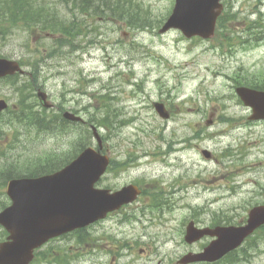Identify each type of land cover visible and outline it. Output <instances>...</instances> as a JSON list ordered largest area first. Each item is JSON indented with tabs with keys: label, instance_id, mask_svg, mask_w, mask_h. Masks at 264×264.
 I'll list each match as a JSON object with an SVG mask.
<instances>
[{
	"label": "rangeland",
	"instance_id": "obj_1",
	"mask_svg": "<svg viewBox=\"0 0 264 264\" xmlns=\"http://www.w3.org/2000/svg\"><path fill=\"white\" fill-rule=\"evenodd\" d=\"M46 1L60 14L73 15L71 3ZM134 1L152 18L163 21L175 3ZM224 1L226 12L236 17L212 39H189L177 29L165 33L159 27L135 29L110 15L82 14L75 9L89 26L78 49L64 47V54L50 56L57 35L41 30L15 29L0 40V55L24 60L27 71L39 70V82L55 104L77 109L89 119L102 115L107 101L121 110L120 120H128L108 132L104 141V151L126 167L108 170L99 185L118 189L137 183L144 193L98 222L95 237H104L100 242L104 247L123 246L125 264H176L181 256L201 250L211 240L186 242L190 220L200 226L219 218L241 223L264 198V119L249 120L252 109L235 91V77L254 79L264 71V34L256 42L255 34L243 30L251 20L264 22V0ZM0 97L14 103L18 92L0 81ZM156 101L166 104L169 119L159 115ZM210 114L214 117L208 124ZM81 131L74 125L53 132L33 128L22 130L14 142L11 130L0 146L16 144L9 154L25 163L34 156L45 158L48 152L69 149ZM100 132L105 134L106 129L101 127ZM204 149L213 156L206 158ZM156 194L162 204L153 208ZM254 243L258 246L252 248ZM246 244L236 264H264V242L251 239ZM221 260L193 264H230L229 258Z\"/></svg>",
	"mask_w": 264,
	"mask_h": 264
},
{
	"label": "water",
	"instance_id": "obj_2",
	"mask_svg": "<svg viewBox=\"0 0 264 264\" xmlns=\"http://www.w3.org/2000/svg\"><path fill=\"white\" fill-rule=\"evenodd\" d=\"M222 0H176L174 9L160 32L171 28L180 29L187 37L215 36L218 17L222 13ZM23 71L17 61L0 58V77ZM244 103L253 108L250 119L264 118V91L245 86L237 88ZM45 106L47 94L39 93ZM7 107L0 100V111ZM161 116L168 118L164 104L156 103ZM65 117L81 120L80 116L67 111ZM94 134L100 148L102 138L94 127ZM205 156L210 157L208 151ZM110 159L100 151L89 147L63 169L39 177L13 179L9 182L8 192L13 204L0 213V222L16 232L15 239L24 243L13 248L7 243L1 249L6 257L17 259L32 257L34 248L43 241L76 228L84 227L109 212L133 202L140 194L136 185H128L120 190L111 191L95 187L107 170ZM264 224V204L254 206L249 211L247 222L242 225H219L215 228H198L192 221L187 227L185 239L193 243L205 235L216 237L201 253H189L180 259V263L194 261H216L240 246L255 229ZM31 242V243H30Z\"/></svg>",
	"mask_w": 264,
	"mask_h": 264
},
{
	"label": "trees",
	"instance_id": "obj_3",
	"mask_svg": "<svg viewBox=\"0 0 264 264\" xmlns=\"http://www.w3.org/2000/svg\"><path fill=\"white\" fill-rule=\"evenodd\" d=\"M65 4H72L69 7L71 14H60L57 8L52 7L47 3L46 0H0V40H6L11 34L15 33V29H22L23 31L41 30L50 34L57 35L54 40V45L50 52V56L57 52H62L64 47L75 48L78 45V41L82 34L84 37L87 33H84L85 28L89 26L84 20L75 14V9H78L79 13L90 14V15H106L107 17L114 18L117 21L125 22L127 25L138 29L148 27H159L161 26L163 19L155 20L149 15V12L140 2L134 0H62ZM101 1V3H97ZM95 2V3H94ZM92 9V10H91ZM110 15V16H109ZM236 17L235 13L222 14L218 21V32L220 28L225 27L226 22L231 21ZM112 18V19H113ZM42 26V29L37 27ZM250 34H255V39L258 40L260 37L257 34L264 33V22H258L257 20H251L248 26ZM254 28V30H253ZM245 42V41H244ZM227 43L232 47V38L228 37ZM238 84L245 83L246 85L253 86L256 88L264 89V71L257 74L254 79H237ZM32 85V84H31ZM22 95L19 98L18 109L11 111V117L7 122H3V118L0 116V138L6 137L8 134L9 127L11 130L26 129L31 130L33 128L42 129L43 131H62L67 130L69 123L61 117V115L55 114L54 116L48 115L46 110H35L33 105L28 101L27 98L29 93H32L31 89L21 87ZM24 89L26 93L24 94ZM100 126L109 130L114 131L113 121L110 120L109 112L102 115L99 118ZM112 124V125H110ZM17 133H15L16 137ZM91 132L89 128H86L84 132H79L78 135L72 140L71 146L67 150L48 152L46 157H39L37 167L35 163H32V167L26 169L20 175L35 176L43 173H49L56 169L61 168L69 161H71L84 147L91 143ZM39 164V165H38ZM123 161L113 160L111 170L118 169L123 170ZM7 176H12V173L7 171H0ZM162 204L161 196L156 194L154 196L151 207H158ZM126 215V214H125ZM133 215V213L131 214ZM135 215V214H134ZM126 219H132L126 215ZM225 222L226 224L232 223L230 218L224 219L219 218L214 221V224H220ZM260 234L254 236L252 240L256 242H264V226L260 230ZM252 246H258L256 243ZM236 252L229 255V262L234 263L233 257Z\"/></svg>",
	"mask_w": 264,
	"mask_h": 264
},
{
	"label": "flooded vegetation",
	"instance_id": "obj_4",
	"mask_svg": "<svg viewBox=\"0 0 264 264\" xmlns=\"http://www.w3.org/2000/svg\"><path fill=\"white\" fill-rule=\"evenodd\" d=\"M6 190L7 184L0 183V211L11 204ZM96 224L52 237L34 249L31 259L26 256L17 259L14 255L7 258L2 254L1 246L10 242L16 249L17 244L21 245L23 241L15 240V231L8 230L0 223V264H125L123 246L104 247L100 243L104 237L95 238L98 234Z\"/></svg>",
	"mask_w": 264,
	"mask_h": 264
},
{
	"label": "bare ground",
	"instance_id": "obj_5",
	"mask_svg": "<svg viewBox=\"0 0 264 264\" xmlns=\"http://www.w3.org/2000/svg\"><path fill=\"white\" fill-rule=\"evenodd\" d=\"M37 28H39V27H37Z\"/></svg>",
	"mask_w": 264,
	"mask_h": 264
}]
</instances>
